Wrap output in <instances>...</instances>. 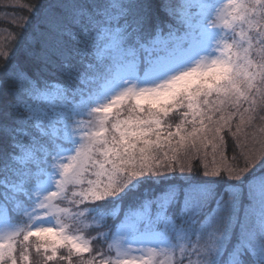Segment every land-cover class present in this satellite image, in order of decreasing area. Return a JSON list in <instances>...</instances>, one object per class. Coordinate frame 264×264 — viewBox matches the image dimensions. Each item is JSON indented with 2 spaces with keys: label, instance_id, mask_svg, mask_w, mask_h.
<instances>
[{
  "label": "snow or ice",
  "instance_id": "1",
  "mask_svg": "<svg viewBox=\"0 0 264 264\" xmlns=\"http://www.w3.org/2000/svg\"><path fill=\"white\" fill-rule=\"evenodd\" d=\"M0 264H264V0L0 5Z\"/></svg>",
  "mask_w": 264,
  "mask_h": 264
},
{
  "label": "trees",
  "instance_id": "2",
  "mask_svg": "<svg viewBox=\"0 0 264 264\" xmlns=\"http://www.w3.org/2000/svg\"><path fill=\"white\" fill-rule=\"evenodd\" d=\"M12 2H14V0H0V5H2V4H5V3H12ZM20 2L21 3H27V2H29V0H20ZM18 14L19 15H24V14H26V13H24L23 11H18ZM125 210H127V208L129 207V204H128V202H125ZM121 219H122V216L120 217ZM113 223V221H109V224H112ZM115 223H119V220H117ZM106 230V229H105ZM91 232V230H88V232H85V235L86 236H89V233ZM90 238V237H89ZM85 256L87 257L88 256V254H85ZM75 259V258H74Z\"/></svg>",
  "mask_w": 264,
  "mask_h": 264
}]
</instances>
